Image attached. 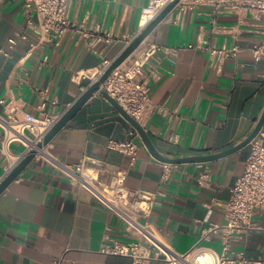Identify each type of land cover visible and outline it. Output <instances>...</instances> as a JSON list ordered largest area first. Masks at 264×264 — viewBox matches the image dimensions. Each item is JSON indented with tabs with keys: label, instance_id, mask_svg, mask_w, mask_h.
<instances>
[{
	"label": "crops",
	"instance_id": "0c3cea01",
	"mask_svg": "<svg viewBox=\"0 0 264 264\" xmlns=\"http://www.w3.org/2000/svg\"><path fill=\"white\" fill-rule=\"evenodd\" d=\"M150 1L69 0L74 26L54 45L40 43L25 27L24 0H0V46L8 52L0 54V98L38 114L46 91L49 100H56L54 111L63 113L92 81L82 73L115 59L138 33L141 11ZM263 25L264 17L254 19L243 7L173 8L128 56L126 62L150 45L160 47L149 58L146 80L151 101L170 114L153 111L143 126L162 155L221 151L253 130L264 109V59L256 60L252 53L264 38ZM23 28L26 38L8 48L7 38ZM106 33L109 41L94 39ZM199 39L207 42L205 47H186ZM223 46H237L238 51L215 66L209 48ZM164 47L176 52L165 53ZM0 115H6L1 103ZM259 133L264 136V124ZM2 137L0 126V142ZM109 140H132L137 146L134 164L128 154L108 148ZM22 150L14 142L7 156L0 152V179ZM48 151L63 164L86 161L104 170L105 180H111L116 168H128L126 185L137 209L150 210L143 218L183 252L195 245L221 251V232L211 229L225 223L223 204L249 146L208 162L171 164L164 174L163 163L150 154L135 128L95 92L51 139ZM204 170L211 175L208 186L197 182ZM254 219L264 224V212ZM105 234L130 240L112 212L42 157L34 158L0 194V264H51L55 259L60 264H131L129 257L101 251ZM233 248L264 257L263 233L253 232Z\"/></svg>",
	"mask_w": 264,
	"mask_h": 264
},
{
	"label": "built area",
	"instance_id": "2783aa9c",
	"mask_svg": "<svg viewBox=\"0 0 264 264\" xmlns=\"http://www.w3.org/2000/svg\"><path fill=\"white\" fill-rule=\"evenodd\" d=\"M169 1L171 0H151L147 6L143 7L139 31ZM69 3V0H24L25 27L36 34L40 43L49 41L57 45L64 33L74 26L69 18ZM199 4L214 5L217 9L221 7L228 9L243 7L254 19L261 20L264 17V0H179L174 8L184 12ZM145 13H151L152 17L145 25H142L141 18ZM260 31L264 34V25ZM83 34L88 35L87 32H83ZM110 36L109 33H106L105 37L96 36L94 39L109 41ZM25 38L26 34L23 28L22 31H18L7 38L8 48H14L18 39ZM203 44H207V42L204 39H199L195 44H188L186 47H205ZM34 47L35 45L31 44L30 50ZM159 49L160 47L156 45L142 49L130 61H124L112 70L101 83V87L142 125L153 111L165 115L170 114L164 107L157 106L151 101L146 80L149 58ZM162 50L165 53L176 52V49L168 47H164ZM237 51V46L232 48L223 46L221 48H209V55L212 64L216 66L228 56L236 55ZM1 53L8 54L0 46ZM252 53L256 60L264 59V38L253 45ZM44 60L46 61L47 57ZM110 63V60H103L102 64L94 71L82 73V77H91L92 81H95ZM150 72L153 71L150 69ZM45 92L43 91L42 101L38 105V114H31L18 106H11L10 103H5L4 99L0 98V103L4 105L6 110L5 116L0 115V126L3 129L0 152L7 156L9 146L14 142L23 146L22 153L17 156V160L30 150H35L34 158L42 157L53 163L68 176L72 184L87 190L99 203L112 212L130 240L121 241L105 234L102 252L129 257L131 264H151L157 260L167 264H264L263 256L249 257L245 255L243 250L233 248L235 242L244 241L253 232H261L264 237V224L254 219L256 215L264 212L263 135L256 134L248 143L249 152L244 161L243 170L231 187L229 199L223 204L225 223L211 229H219L221 232V251H216L207 246L195 245L180 252L163 237L152 223L143 218L150 210L144 212L137 209L132 198L133 190L126 185L128 168H116L111 180H105L104 170L96 169L88 165L86 161L76 165H66L49 153V143L43 147H38V143L42 141L44 135L62 114L54 111L56 100H49ZM49 104L51 108H48ZM107 146L110 149L128 154L130 165L134 164L137 158V146L132 140H109ZM162 163L165 174L171 164ZM9 169L11 166L8 167ZM197 182L200 186H208L211 182L209 171L201 172L197 177ZM51 264H60V259L53 260Z\"/></svg>",
	"mask_w": 264,
	"mask_h": 264
},
{
	"label": "water",
	"instance_id": "95a60500",
	"mask_svg": "<svg viewBox=\"0 0 264 264\" xmlns=\"http://www.w3.org/2000/svg\"><path fill=\"white\" fill-rule=\"evenodd\" d=\"M178 1L179 0L169 1L123 48L119 55L111 61L102 75L97 80L89 83V85L64 110L53 126L47 131L42 141L38 143V147L47 145L56 135V133L76 115V113L93 96L95 92L101 94L102 97H104L118 111V113L135 128L150 154L160 162L170 164L208 162L227 156L248 145L250 140L260 132L264 124V109L253 130L242 141L229 148L207 154H197L182 157H168L162 155L152 142L144 126L132 115H130L105 89L101 87V83L108 77L110 72L127 59V57L140 45V43L148 36L155 26L174 8ZM35 154V150H30L29 152L25 153L11 167V169L7 171V173L0 179V194L10 185V183L18 178L24 168L34 159Z\"/></svg>",
	"mask_w": 264,
	"mask_h": 264
},
{
	"label": "bare ground",
	"instance_id": "6f19581e",
	"mask_svg": "<svg viewBox=\"0 0 264 264\" xmlns=\"http://www.w3.org/2000/svg\"><path fill=\"white\" fill-rule=\"evenodd\" d=\"M152 17L151 13H145L141 18V24L145 25Z\"/></svg>",
	"mask_w": 264,
	"mask_h": 264
}]
</instances>
